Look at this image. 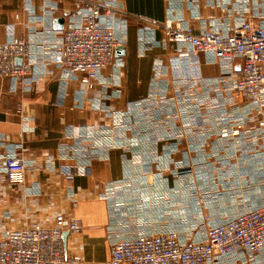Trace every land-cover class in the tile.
<instances>
[{"label":"crops","instance_id":"0c3cea01","mask_svg":"<svg viewBox=\"0 0 264 264\" xmlns=\"http://www.w3.org/2000/svg\"><path fill=\"white\" fill-rule=\"evenodd\" d=\"M106 1L115 13L105 21L121 40L118 66L88 88L82 74L53 61L75 0H0V42L24 37L30 67L24 81L0 77L2 224L78 219L64 253L91 264H107L117 239L176 230L182 240H204L209 226L264 203V143L230 134L247 102L221 79L239 65L192 54L162 29L171 22L225 34L242 16L261 26L264 0ZM209 81L219 84L207 95ZM11 153L27 163L19 184L2 170ZM231 264H264V249Z\"/></svg>","mask_w":264,"mask_h":264},{"label":"built area","instance_id":"2783aa9c","mask_svg":"<svg viewBox=\"0 0 264 264\" xmlns=\"http://www.w3.org/2000/svg\"><path fill=\"white\" fill-rule=\"evenodd\" d=\"M114 13L106 0H75L70 21L60 32L53 61L69 73L82 74L81 82L88 88L101 70L118 66L115 50L121 40L105 21ZM258 18L261 26L242 16L225 34L210 27L194 32L171 22L162 26L167 42L183 44L192 54L204 52L230 67L239 65L238 71L229 69V77L221 79L227 94L235 93L247 102L246 116L230 134L242 132L254 145L264 143V16ZM28 55V43L22 36L0 42V77L24 81L30 73L24 62ZM16 57L21 58L20 63ZM217 83H206L207 95L216 92ZM187 95L194 102L198 99L195 94ZM219 133L228 135L225 129ZM26 167L25 160L14 153L2 160L3 173L11 184L23 182ZM64 176L69 180L73 173L66 170ZM81 228L78 219L63 215L55 216L51 226L32 223L6 228L0 216V264H91L64 253L62 234L78 233ZM263 249L264 203L209 226L204 240H182L176 230L117 239L109 246L107 264H231L241 258L253 261Z\"/></svg>","mask_w":264,"mask_h":264},{"label":"water","instance_id":"95a60500","mask_svg":"<svg viewBox=\"0 0 264 264\" xmlns=\"http://www.w3.org/2000/svg\"><path fill=\"white\" fill-rule=\"evenodd\" d=\"M63 24H64V20L62 18H56V19H54V27L56 29H62L63 28ZM15 61L17 63H20L21 62V58L20 57H16L15 58ZM66 234H67V232H64L62 234V239H63L64 243H65Z\"/></svg>","mask_w":264,"mask_h":264}]
</instances>
